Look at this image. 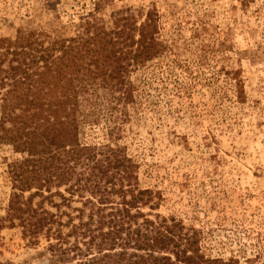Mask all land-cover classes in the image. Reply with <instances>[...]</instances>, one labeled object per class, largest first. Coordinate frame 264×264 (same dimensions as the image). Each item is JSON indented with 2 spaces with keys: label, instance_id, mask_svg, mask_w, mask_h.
Segmentation results:
<instances>
[{
  "label": "rangeland",
  "instance_id": "rangeland-1",
  "mask_svg": "<svg viewBox=\"0 0 264 264\" xmlns=\"http://www.w3.org/2000/svg\"><path fill=\"white\" fill-rule=\"evenodd\" d=\"M149 10L159 55L127 76L128 103L101 87L82 99L80 142H115L157 203L142 212L195 230L205 258L264 264V0H0V39L26 28L46 45L89 15L110 28ZM22 157L0 146V218ZM47 244L2 228L0 263L48 264Z\"/></svg>",
  "mask_w": 264,
  "mask_h": 264
},
{
  "label": "trees",
  "instance_id": "trees-1",
  "mask_svg": "<svg viewBox=\"0 0 264 264\" xmlns=\"http://www.w3.org/2000/svg\"><path fill=\"white\" fill-rule=\"evenodd\" d=\"M78 28L46 45L26 28L0 39V146L23 156L0 230L20 228L34 246L44 238L48 264H226L202 255L195 230L142 212L157 203L115 142H80L82 99L101 87L128 103L127 76L159 55L156 12L140 24L118 15L110 28L89 15Z\"/></svg>",
  "mask_w": 264,
  "mask_h": 264
}]
</instances>
